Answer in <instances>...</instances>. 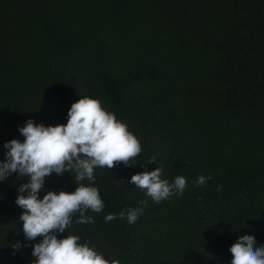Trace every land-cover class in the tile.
Listing matches in <instances>:
<instances>
[{"label":"trees","instance_id":"trees-1","mask_svg":"<svg viewBox=\"0 0 264 264\" xmlns=\"http://www.w3.org/2000/svg\"><path fill=\"white\" fill-rule=\"evenodd\" d=\"M84 96L142 151L134 166L94 170L104 210L86 224L76 213L58 239L78 235L120 264H231L240 236L264 245V0H0V162L29 119L67 124ZM158 166L170 183L186 178L182 195L156 203L129 183ZM71 175L53 174L40 198L73 192ZM200 175L211 179L197 187ZM27 182H0V264L35 260L41 238L8 254L4 228L22 229L15 199ZM128 208L143 209L134 224L119 218Z\"/></svg>","mask_w":264,"mask_h":264},{"label":"clouds","instance_id":"clouds-1","mask_svg":"<svg viewBox=\"0 0 264 264\" xmlns=\"http://www.w3.org/2000/svg\"><path fill=\"white\" fill-rule=\"evenodd\" d=\"M18 131L24 137L23 142L13 139L3 146L7 151L0 162V182L13 173L18 178H27L28 182L18 188L15 204L23 210L18 222L22 223L25 239L31 242L41 238L39 243L31 245L33 264H120L117 259H105L102 253L89 247V241L81 243L78 235L58 239L57 234L65 233L76 213H79L76 223H95L86 213L89 210L99 213L105 205L98 188L93 186L94 170L112 169L121 163L134 166V158L142 151L138 138L114 112L89 96L71 105L67 124L45 126L29 119ZM148 163H156L155 157ZM65 173H75V179L71 175L75 190L48 191L41 199L39 194L45 181L53 174ZM162 174L163 169L158 166L154 171L132 175L129 183L146 190L156 203L173 194L182 195L186 178L177 175L170 183L161 178ZM209 179L210 176L200 175L194 184L200 187ZM85 180L89 182L87 185L83 183ZM142 211V208H128L119 213V218L126 216L128 223L134 224ZM115 218L110 213L105 221ZM12 247L19 250L22 245L17 242ZM228 251L232 254L231 264H264V245H258L254 236H240Z\"/></svg>","mask_w":264,"mask_h":264},{"label":"rangeland","instance_id":"rangeland-1","mask_svg":"<svg viewBox=\"0 0 264 264\" xmlns=\"http://www.w3.org/2000/svg\"><path fill=\"white\" fill-rule=\"evenodd\" d=\"M7 232H9V235L11 237V247L8 254H14L17 252V250H14L12 245H15L17 242H21V240L24 238L23 231L20 226L18 225H8L4 226Z\"/></svg>","mask_w":264,"mask_h":264}]
</instances>
